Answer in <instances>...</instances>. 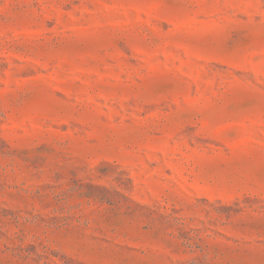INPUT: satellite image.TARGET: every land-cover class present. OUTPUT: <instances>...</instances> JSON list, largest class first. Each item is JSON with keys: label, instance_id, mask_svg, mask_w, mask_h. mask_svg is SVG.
Returning a JSON list of instances; mask_svg holds the SVG:
<instances>
[{"label": "rangeland", "instance_id": "rangeland-1", "mask_svg": "<svg viewBox=\"0 0 264 264\" xmlns=\"http://www.w3.org/2000/svg\"><path fill=\"white\" fill-rule=\"evenodd\" d=\"M0 264H264V0H0Z\"/></svg>", "mask_w": 264, "mask_h": 264}]
</instances>
